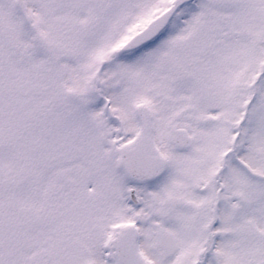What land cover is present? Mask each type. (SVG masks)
Here are the masks:
<instances>
[{
	"label": "snow or ice",
	"instance_id": "obj_1",
	"mask_svg": "<svg viewBox=\"0 0 264 264\" xmlns=\"http://www.w3.org/2000/svg\"><path fill=\"white\" fill-rule=\"evenodd\" d=\"M0 264H264V0H0Z\"/></svg>",
	"mask_w": 264,
	"mask_h": 264
}]
</instances>
